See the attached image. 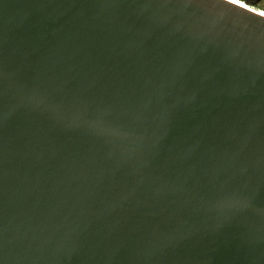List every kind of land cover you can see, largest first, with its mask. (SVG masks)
Instances as JSON below:
<instances>
[{
  "label": "water",
  "instance_id": "obj_1",
  "mask_svg": "<svg viewBox=\"0 0 264 264\" xmlns=\"http://www.w3.org/2000/svg\"><path fill=\"white\" fill-rule=\"evenodd\" d=\"M0 264H264V10L0 0Z\"/></svg>",
  "mask_w": 264,
  "mask_h": 264
},
{
  "label": "rangeland",
  "instance_id": "obj_2",
  "mask_svg": "<svg viewBox=\"0 0 264 264\" xmlns=\"http://www.w3.org/2000/svg\"><path fill=\"white\" fill-rule=\"evenodd\" d=\"M247 1L254 2L255 3V7L264 10V0H247Z\"/></svg>",
  "mask_w": 264,
  "mask_h": 264
},
{
  "label": "flooded vegetation",
  "instance_id": "obj_3",
  "mask_svg": "<svg viewBox=\"0 0 264 264\" xmlns=\"http://www.w3.org/2000/svg\"><path fill=\"white\" fill-rule=\"evenodd\" d=\"M247 1V0H245ZM248 3L252 4L253 6H255V3L254 2H250V1H247Z\"/></svg>",
  "mask_w": 264,
  "mask_h": 264
},
{
  "label": "bare ground",
  "instance_id": "obj_4",
  "mask_svg": "<svg viewBox=\"0 0 264 264\" xmlns=\"http://www.w3.org/2000/svg\"><path fill=\"white\" fill-rule=\"evenodd\" d=\"M242 1H245V0H242ZM258 9H260V8H258ZM261 10H263V9H261Z\"/></svg>",
  "mask_w": 264,
  "mask_h": 264
}]
</instances>
